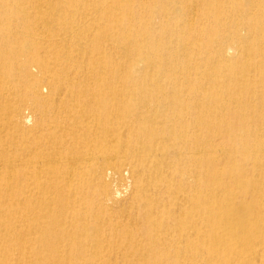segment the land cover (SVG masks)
Segmentation results:
<instances>
[{
  "label": "bare ground",
  "instance_id": "bare-ground-1",
  "mask_svg": "<svg viewBox=\"0 0 264 264\" xmlns=\"http://www.w3.org/2000/svg\"><path fill=\"white\" fill-rule=\"evenodd\" d=\"M0 264H264V0H0Z\"/></svg>",
  "mask_w": 264,
  "mask_h": 264
}]
</instances>
